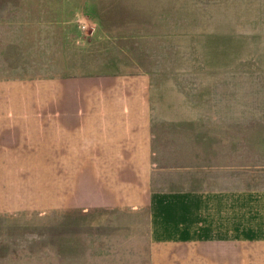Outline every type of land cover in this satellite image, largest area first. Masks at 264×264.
I'll return each instance as SVG.
<instances>
[{"label": "crops", "instance_id": "1", "mask_svg": "<svg viewBox=\"0 0 264 264\" xmlns=\"http://www.w3.org/2000/svg\"><path fill=\"white\" fill-rule=\"evenodd\" d=\"M70 6L0 0V164L8 166L0 181V230L3 220L22 223L19 238L30 245L42 211L52 260L59 246L65 260L80 264H264V184L232 185V173L224 172L213 186V173L198 169L264 164V110L243 99V109H233L232 94H215L206 77L198 93L180 90L179 80L173 88L165 66L136 49L148 41L124 52L101 32L92 43L79 32L73 40ZM12 165L32 167L30 190L11 182ZM167 165L198 166L192 172L198 187L97 189L96 218L115 215L95 220V227L125 229L127 237L56 235V214L76 213L77 226L89 228L90 209L68 199L85 195L89 171L99 182H156ZM205 174L208 186L199 187ZM101 196L113 198L112 205H101Z\"/></svg>", "mask_w": 264, "mask_h": 264}, {"label": "rangeland", "instance_id": "2", "mask_svg": "<svg viewBox=\"0 0 264 264\" xmlns=\"http://www.w3.org/2000/svg\"><path fill=\"white\" fill-rule=\"evenodd\" d=\"M70 4L73 40L79 32L81 41L88 38V42L92 43L96 34L101 32L107 34L103 40L119 42L124 52V47L133 43L145 46L143 42L148 41L147 48L139 46L136 49L146 51L152 61L165 66L164 74L170 76L168 82L173 88L176 87V80H179L182 82L180 90L198 93L199 89L203 88L206 77L214 84L215 94H232L233 109H243L242 105H246L255 110H264V0H70ZM82 26L85 28L81 29ZM107 70L113 72L114 64L108 65ZM241 95L245 98H241ZM241 99L244 101L241 102ZM7 167L0 164L1 182L4 181ZM162 167V171L158 168L160 172L156 174V182H99L89 171L88 181L84 185L85 195L68 198L73 206L90 209L89 212L92 213L88 214L89 228L82 225L81 230V227L77 226L80 217H76V213L71 212L65 217L63 213L56 214V235L59 237L72 233L85 238L127 237L125 229L111 227L108 230L105 227H95V220H101L103 223V220L115 215L100 212L96 218L94 206L99 198L95 194L99 186L111 184L114 188L128 189L198 187L192 180V172L194 168L197 171L198 166ZM202 167L213 173V186L218 183V178L223 179L224 172L232 173V185L240 182L255 183L256 179L264 184V164L233 165L228 167L231 171H224L222 165L200 166V174ZM12 168L10 178L13 184L21 187L19 184L25 182L23 190H30L32 185H35L36 180L27 172L32 169L31 166L12 165ZM90 168L94 170L95 166H89ZM203 177L205 181L201 182L199 187L208 186L206 174ZM39 183L40 188L46 187V174L40 175ZM72 188H79V185ZM18 197L20 200L30 199L23 194H18L15 199ZM39 199L41 207L46 206L47 198L40 196ZM112 199L101 196V205H112ZM117 216L119 220H123L122 214ZM81 221L87 225L86 219ZM1 222L5 227L0 230V264H80L79 261L65 260L64 250L59 246L55 259L52 260L51 255L48 259L46 241L49 224L46 212L40 213L38 240L33 239L30 245H23L25 240L19 238L23 233L22 228H19L22 223L15 220ZM93 247L89 241L88 248ZM110 247L111 245H104L101 249ZM37 249L38 252H35Z\"/></svg>", "mask_w": 264, "mask_h": 264}, {"label": "built area", "instance_id": "3", "mask_svg": "<svg viewBox=\"0 0 264 264\" xmlns=\"http://www.w3.org/2000/svg\"><path fill=\"white\" fill-rule=\"evenodd\" d=\"M84 28H85V26H82V27H81V29H84Z\"/></svg>", "mask_w": 264, "mask_h": 264}]
</instances>
